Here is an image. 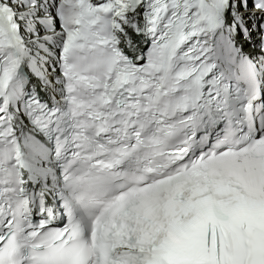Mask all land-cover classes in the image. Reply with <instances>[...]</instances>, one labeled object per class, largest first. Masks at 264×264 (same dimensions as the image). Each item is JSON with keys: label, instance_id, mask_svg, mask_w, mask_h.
<instances>
[{"label": "snow or ice", "instance_id": "snow-or-ice-1", "mask_svg": "<svg viewBox=\"0 0 264 264\" xmlns=\"http://www.w3.org/2000/svg\"><path fill=\"white\" fill-rule=\"evenodd\" d=\"M0 264H264V0H0Z\"/></svg>", "mask_w": 264, "mask_h": 264}]
</instances>
